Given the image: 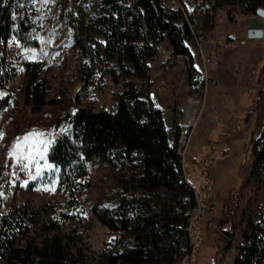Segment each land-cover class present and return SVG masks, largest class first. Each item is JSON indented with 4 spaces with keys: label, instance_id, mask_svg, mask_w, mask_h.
<instances>
[{
    "label": "rangeland",
    "instance_id": "1",
    "mask_svg": "<svg viewBox=\"0 0 264 264\" xmlns=\"http://www.w3.org/2000/svg\"><path fill=\"white\" fill-rule=\"evenodd\" d=\"M256 1L257 9L264 8V0ZM248 3L213 0L210 9L194 16L196 32H214L218 44L211 54L220 47V96L209 93V106L181 148L177 120L183 118L180 106L190 98L175 97L174 114L167 117L169 140L176 139L184 176L203 201L190 264H232L247 221L261 219L264 180L262 171L253 168L252 148L264 126V37H246L247 19L257 17L246 7ZM29 4L39 21L36 45L25 46L13 35L5 43L11 99L0 112V213L21 208L36 219L28 240L37 245L59 244L69 257L103 264L105 255L120 245L114 244L117 235L100 223L94 210L117 203L129 173L104 159H93L70 194L58 185V168L46 155L61 130L55 127L58 119L80 106L113 109L124 81L114 82L104 75L91 94L76 99L81 82L73 32L87 34L86 19L95 0L84 6L76 0H29ZM228 37L244 39L245 44L227 45ZM185 44L193 53L190 40ZM155 60L162 65L155 56L149 62ZM28 61L43 62L39 77L49 85L39 106L25 95ZM164 77L166 81L168 76ZM196 94L191 99L203 102L202 89ZM214 110L220 112V122L213 119ZM122 243L132 244L131 237L123 236Z\"/></svg>",
    "mask_w": 264,
    "mask_h": 264
},
{
    "label": "trees",
    "instance_id": "2",
    "mask_svg": "<svg viewBox=\"0 0 264 264\" xmlns=\"http://www.w3.org/2000/svg\"><path fill=\"white\" fill-rule=\"evenodd\" d=\"M76 1L84 6L88 0ZM246 7L256 12L257 1L249 0ZM33 13L29 0H0V112L11 99L5 43L13 35L25 46L36 45L39 21ZM86 29L85 36L73 32L81 82L76 99L91 94L104 75L124 81L123 88L111 110L80 106L57 120L55 127L61 130L46 158L58 168V185L71 194L93 159L129 173L117 203L94 210L100 223L117 235L114 244L120 245L105 255L103 264H170L189 235L192 257L199 215L191 224L189 219L197 202L203 211V201L184 176L176 139L169 140L162 111L153 106L148 65L152 47L163 40L173 54L186 55L191 62L185 45L188 27L179 17L165 14L158 0H95ZM42 67V61L25 63V95L38 106L49 92L39 77ZM187 75L190 81L192 75ZM252 155L253 168L262 171L264 180V126ZM35 222V215L21 208L0 213V264H91L69 257L59 244L28 240ZM123 236L131 237L132 244L122 243ZM242 239L232 264H264V203L261 219L247 221Z\"/></svg>",
    "mask_w": 264,
    "mask_h": 264
},
{
    "label": "built area",
    "instance_id": "3",
    "mask_svg": "<svg viewBox=\"0 0 264 264\" xmlns=\"http://www.w3.org/2000/svg\"><path fill=\"white\" fill-rule=\"evenodd\" d=\"M158 3L165 14L171 16L175 15L179 17V20L182 23H185L187 25L189 30V36L186 41L190 40V42L192 43L196 59L190 62L188 56L186 55L173 54L169 45L163 43V41L158 42L152 47L154 56L159 60L162 65H167L172 61H183L186 73L190 72L193 79L200 80V89H202V93L204 95L207 85L210 81L209 65L211 63L216 62V59L213 54H211V52H213V50L216 48L218 41L215 38L214 32L208 31L205 34H200L194 30L192 23L194 16L199 11L211 8L213 0H158ZM228 39L231 42L228 40L229 42L227 45L230 46H235L237 44H245L244 39L234 40L231 37H228ZM201 105L202 100L190 98L187 100L186 104L180 106V111L183 114V118H181L178 123V147L181 141L183 143V146L187 144V139L196 124L198 112ZM193 108L195 109L193 116L189 118L188 112L191 111ZM165 125L168 126V122L166 120ZM199 213L200 207L199 203L197 202L193 219L192 222L190 221V224L193 223L195 217L198 216ZM191 245L192 243L189 235L188 241L182 243L177 249V251L174 253L170 264H190Z\"/></svg>",
    "mask_w": 264,
    "mask_h": 264
},
{
    "label": "crops",
    "instance_id": "4",
    "mask_svg": "<svg viewBox=\"0 0 264 264\" xmlns=\"http://www.w3.org/2000/svg\"><path fill=\"white\" fill-rule=\"evenodd\" d=\"M191 54L193 61L196 59V55L195 52ZM213 56L215 57L216 62L209 65L210 81L204 93L203 102L198 112L197 121L201 116V113L206 109V107L209 106L207 100L209 93L220 96V47L214 51ZM148 65L150 67L149 95L151 97L153 106L162 111L164 120L168 122L167 117H170L174 114L173 99L175 97H181V99L184 100L186 97H196V91L197 89H200V80L191 78L190 84L188 75L184 69V64L180 61H172L170 65H164L163 67L162 65H158L155 60L148 62ZM164 75L168 76L167 80L165 79L166 81L163 79L165 78ZM214 111L213 119L220 122V112L216 110ZM178 123L179 120H177V124ZM168 126L171 125L168 124Z\"/></svg>",
    "mask_w": 264,
    "mask_h": 264
},
{
    "label": "water",
    "instance_id": "5",
    "mask_svg": "<svg viewBox=\"0 0 264 264\" xmlns=\"http://www.w3.org/2000/svg\"><path fill=\"white\" fill-rule=\"evenodd\" d=\"M264 8L256 10L257 17H249L246 21V37L248 39H261L264 37Z\"/></svg>",
    "mask_w": 264,
    "mask_h": 264
},
{
    "label": "bare ground",
    "instance_id": "6",
    "mask_svg": "<svg viewBox=\"0 0 264 264\" xmlns=\"http://www.w3.org/2000/svg\"><path fill=\"white\" fill-rule=\"evenodd\" d=\"M194 108L188 112V117L191 118L193 116V113H194ZM183 145L182 141L179 143V147H181Z\"/></svg>",
    "mask_w": 264,
    "mask_h": 264
},
{
    "label": "snow or ice",
    "instance_id": "7",
    "mask_svg": "<svg viewBox=\"0 0 264 264\" xmlns=\"http://www.w3.org/2000/svg\"><path fill=\"white\" fill-rule=\"evenodd\" d=\"M261 14L264 15V12H262ZM26 135H32V134L29 133V134H26ZM13 147H14V148H18V145H14ZM46 147H47V145H45V148H46ZM38 154H39V153H38ZM9 155H10V156L13 155V152H12L11 150L9 151Z\"/></svg>",
    "mask_w": 264,
    "mask_h": 264
}]
</instances>
